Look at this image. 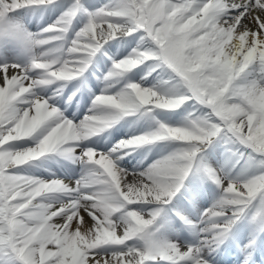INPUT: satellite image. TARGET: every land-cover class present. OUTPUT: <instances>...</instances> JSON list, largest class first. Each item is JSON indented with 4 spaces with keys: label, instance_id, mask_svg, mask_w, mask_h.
I'll return each instance as SVG.
<instances>
[{
    "label": "snow or ice",
    "instance_id": "obj_1",
    "mask_svg": "<svg viewBox=\"0 0 264 264\" xmlns=\"http://www.w3.org/2000/svg\"><path fill=\"white\" fill-rule=\"evenodd\" d=\"M0 264H264V0H0Z\"/></svg>",
    "mask_w": 264,
    "mask_h": 264
}]
</instances>
